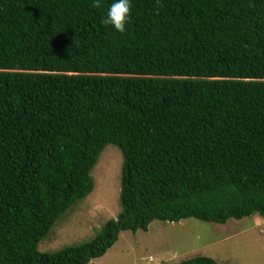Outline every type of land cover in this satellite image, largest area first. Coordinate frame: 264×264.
Listing matches in <instances>:
<instances>
[{
    "label": "trees",
    "instance_id": "1",
    "mask_svg": "<svg viewBox=\"0 0 264 264\" xmlns=\"http://www.w3.org/2000/svg\"><path fill=\"white\" fill-rule=\"evenodd\" d=\"M111 3L0 0V264H89L154 220L264 216V0H132L124 33ZM110 143L122 212L41 251Z\"/></svg>",
    "mask_w": 264,
    "mask_h": 264
},
{
    "label": "rangeland",
    "instance_id": "2",
    "mask_svg": "<svg viewBox=\"0 0 264 264\" xmlns=\"http://www.w3.org/2000/svg\"><path fill=\"white\" fill-rule=\"evenodd\" d=\"M124 156L110 143L91 171L93 191L78 200L40 244L43 252L94 239L109 219L122 212L121 178ZM198 255L220 264H264V216L256 213L225 224L187 218L154 220L148 230H125L101 257L89 264H167Z\"/></svg>",
    "mask_w": 264,
    "mask_h": 264
},
{
    "label": "clouds",
    "instance_id": "3",
    "mask_svg": "<svg viewBox=\"0 0 264 264\" xmlns=\"http://www.w3.org/2000/svg\"><path fill=\"white\" fill-rule=\"evenodd\" d=\"M101 0H93V6L99 7ZM132 0H112L107 16L102 21L105 25H110L114 30L124 33L127 25L131 21Z\"/></svg>",
    "mask_w": 264,
    "mask_h": 264
}]
</instances>
